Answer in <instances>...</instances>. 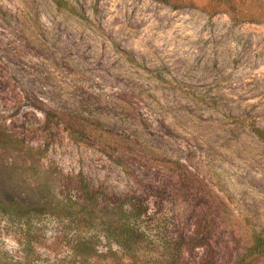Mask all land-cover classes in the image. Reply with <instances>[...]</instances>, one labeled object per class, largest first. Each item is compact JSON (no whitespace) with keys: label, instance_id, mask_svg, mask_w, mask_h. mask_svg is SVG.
<instances>
[{"label":"rangeland","instance_id":"obj_1","mask_svg":"<svg viewBox=\"0 0 264 264\" xmlns=\"http://www.w3.org/2000/svg\"><path fill=\"white\" fill-rule=\"evenodd\" d=\"M231 4L0 0V264H78L34 207L81 181L203 229L197 262L264 236V0Z\"/></svg>","mask_w":264,"mask_h":264},{"label":"trees","instance_id":"obj_2","mask_svg":"<svg viewBox=\"0 0 264 264\" xmlns=\"http://www.w3.org/2000/svg\"><path fill=\"white\" fill-rule=\"evenodd\" d=\"M232 1L220 0V6L234 10ZM253 131L264 143V128ZM29 152L36 156L38 151L30 148ZM45 189L48 198L43 203L35 202L34 208L38 213L42 211L64 223L60 235L78 264L91 263V257L97 256L95 248L100 239L119 249L105 264H220L219 252L213 247L199 262L196 261V251L204 246L210 247L211 237L203 229L189 233L175 224L172 230L163 231V219L152 218L141 197H123L112 202L108 196L82 181L73 196L65 195V191L54 194L49 186ZM145 218L152 220V227H147L148 222L145 227L151 231L153 240L148 238L144 229L138 228ZM70 232L72 235L68 239L66 235ZM222 264H264V236L253 235L249 247L239 257Z\"/></svg>","mask_w":264,"mask_h":264}]
</instances>
